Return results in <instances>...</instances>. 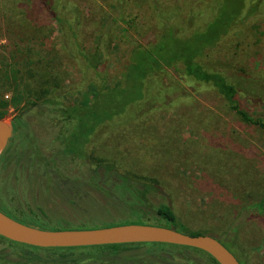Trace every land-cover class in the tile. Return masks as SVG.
Instances as JSON below:
<instances>
[{"label": "rangeland", "instance_id": "rangeland-1", "mask_svg": "<svg viewBox=\"0 0 264 264\" xmlns=\"http://www.w3.org/2000/svg\"><path fill=\"white\" fill-rule=\"evenodd\" d=\"M192 1L159 0V3L167 10L179 5L183 9L181 16L187 17ZM211 1L195 0V8H202V13L209 15L211 9L205 6ZM36 4L39 11L33 16L32 8ZM28 5L29 18L38 26L37 34L24 27L17 36L9 27V20L0 17V54L6 57L11 72L14 71L12 75L17 78L23 95L17 107L10 104L4 120L9 124L20 120L27 126L20 136L21 142L32 146L39 143L50 153L51 146H61L55 141L56 135L71 127L65 126V119L52 106L42 104V99L56 98L63 104L91 103L98 91L122 86L130 50L138 43L155 42L159 29L145 0H38V3L30 0ZM69 5L82 13L81 25L79 29L76 27L78 32L74 35L70 31L68 35L79 46L82 55L77 54V58L84 60L81 63L71 57L66 49V36L60 32L59 20ZM100 41L104 61L95 68L96 59L90 55L97 51ZM15 43L19 45L15 47ZM199 61L205 66L229 69L230 76L243 69L264 78V17L251 22L248 29L237 30L214 49H208ZM29 62L33 66L28 67ZM30 69L38 72L34 85L28 77ZM158 74L164 85L180 82L179 91L188 92V96L154 114L156 120L141 119L139 123L124 122L120 129H99L86 145L89 157L75 161L71 157L63 162V167L69 176L82 181L100 178L101 174L108 179L106 168L98 175L91 174L90 168L97 167L99 161L115 160L135 180L159 189L186 231L208 232L217 238L227 232L235 237L233 232L229 233V227L240 217L245 204L264 201V129L241 122L214 88L192 89L186 82L182 63L175 62ZM241 82L247 91L239 96L243 108L264 120V93L257 86ZM3 94L11 101L14 89ZM172 95L167 93V99ZM130 139L135 141L132 146L126 142ZM15 168L1 164L0 183L2 186L7 182L9 207L21 215L38 208L41 200L38 182H30L25 168ZM64 192L61 185L54 188L56 194ZM61 205L59 200L52 202V207L68 210ZM262 214L251 217L240 232L241 237L245 236V245L236 251L243 254L247 264H264ZM77 215L75 221H83L85 216ZM134 223L164 226L149 219ZM21 249L34 252L35 256H24ZM2 251L0 264H38L35 247L0 241ZM171 252L176 254V261L191 259L196 264H212L204 254L191 250Z\"/></svg>", "mask_w": 264, "mask_h": 264}, {"label": "trees", "instance_id": "trees-1", "mask_svg": "<svg viewBox=\"0 0 264 264\" xmlns=\"http://www.w3.org/2000/svg\"><path fill=\"white\" fill-rule=\"evenodd\" d=\"M145 1L153 10L159 34L155 42L147 45L138 43L130 50L123 85L111 90L98 91L91 103L63 104L56 98L42 99V104L52 106L53 111L61 114V117L65 119V126L71 127L65 128L66 132L56 135L55 141L61 143V146H55L48 154L39 153L38 148L33 150L30 146L23 151L12 148L6 151L0 162L8 165V162L15 158L17 163L22 160L30 177L38 182V190L41 191H38L39 196L42 195L43 200L40 199L38 208L16 215L5 204L0 193L2 213L22 223L48 230L91 229L149 219L160 221L165 227L191 235H210L208 232L186 231L179 223L172 205L166 203L161 192L159 194V189L151 184L135 180L124 172L115 160L99 161L97 167L90 168L93 175L102 173V169L106 168L108 179L101 174L103 178L92 177L91 181L86 182L68 179L69 171L66 172L67 168L63 167V162L70 160L71 157H74L73 161L76 158L89 157L86 145L91 143L99 129H120L124 122L139 123L141 119L156 120L153 117L154 114L168 109L187 97L188 92L184 94L179 91L180 82L171 81L170 85H164L161 74H158L165 72L175 62L182 63L187 75L186 82L192 89L199 90L203 86L214 88L241 122L264 129V120L244 109L239 98L247 92L241 85V81L257 86L264 93V78L243 69L236 70L230 76L227 74L229 69L221 66H205L199 61L208 49H214L237 30L248 29L251 22L264 17V0H212L205 6V9H211L212 13L209 15L202 13V8H195V0H193L189 5L190 11L187 17L181 16L183 9L179 5L167 10V7L160 4L159 0ZM29 2L30 0H0V17L9 20L8 25L17 36L24 27L32 29L34 34L38 32L37 23L28 15ZM32 10L33 16L38 15V4L33 6ZM64 11L65 14L59 21H61L60 32L66 36V49L69 50L71 57L79 59L80 63L84 62L81 58H77V54L80 57L82 55L78 49L79 46L73 38L70 39L68 36L70 31L75 32L74 35L78 32L76 27L78 26L79 29L81 25L82 13L72 5ZM196 11L201 14L199 15ZM18 45L19 43H15V47ZM103 49L100 41L97 51L90 55L96 59L95 68L104 61L101 54ZM84 56L86 61L87 55ZM36 62L38 63V60ZM33 64L29 62L27 66L30 67ZM29 71L28 77L32 79L34 85V80L38 81V72H32L31 69ZM12 72L6 57L0 54V119L5 118L11 103L17 107L23 97L19 82ZM16 87L18 88L15 91ZM13 89L12 100L5 99L3 93ZM167 89L170 91L168 92ZM167 93L174 95L170 97L171 99H167ZM12 125L18 135L21 136L26 132L27 126L20 120H14ZM126 142L131 146L135 143L133 139ZM57 185L64 188V194L54 193ZM50 196L60 200L69 208V211L48 206ZM90 207H94V210L89 209ZM263 212V200L254 205L250 202L245 204L240 217L229 227V233L233 232L235 237H231L226 232L218 239L226 247L234 250L244 247L245 236H240L241 230L248 224L251 217L263 215ZM77 213L85 216L83 221H75ZM0 241L19 244L2 237ZM35 249H38L36 252L38 264H196L191 259L176 261V254L171 250H191L199 255L204 254L212 264H218L211 256L200 250L159 243L81 248L35 247ZM19 251L27 257L35 256L34 252H26L22 249ZM3 255L4 252H0V256Z\"/></svg>", "mask_w": 264, "mask_h": 264}, {"label": "water", "instance_id": "water-1", "mask_svg": "<svg viewBox=\"0 0 264 264\" xmlns=\"http://www.w3.org/2000/svg\"><path fill=\"white\" fill-rule=\"evenodd\" d=\"M13 135V125L0 119V157ZM0 237L38 248H81L106 245L159 243L197 249L218 264H240L217 237L191 235L174 228L146 224H122L91 229L48 230L22 223L0 211Z\"/></svg>", "mask_w": 264, "mask_h": 264}, {"label": "flooded vegetation", "instance_id": "flooded-vegetation-1", "mask_svg": "<svg viewBox=\"0 0 264 264\" xmlns=\"http://www.w3.org/2000/svg\"><path fill=\"white\" fill-rule=\"evenodd\" d=\"M22 137V136H21ZM20 137V134L18 135L17 133H16V131H15V129H14V126H13V135H12V137L10 138V141L8 142V144H7V147H6V149H5V151L3 152V154H2V156L0 157V161H1V159L3 158V156H4V154L6 153V151L8 150V149H10V148H12V149H16L17 151L18 150H21V151H23V150H25L27 147H31V149H35V148H38V152L39 153H41V152H44V153H47L48 154V152H45L44 151V149H42V147L39 145V143L38 144H36V142H35V145L34 146H32L31 144L32 143H29V144H24V143H22L21 141V139H23V138H21ZM34 142V141H33ZM54 147L55 146H51L50 148H53L54 149ZM52 149V150H53ZM51 152V151H50ZM1 164H3L2 162H0V166H1ZM3 165H5V164H3ZM8 165H13V167L15 168V170H17V169H19V168H21L22 170L24 169V165H23V161L21 160V162L20 163H17V161H16V158L15 159H13L11 162H8ZM8 165H6V166H8ZM66 172H68V170L66 169ZM29 178H30V182H35L36 180H35V178H31L30 177V175H29ZM68 179H74L75 181H79V180H82V179H80V178H73V177H71V176H69L68 175ZM87 180L85 179V182H86ZM37 182V181H36ZM5 184H7V182L5 181L3 184H2V186H1V183H0V193L2 194V197H3V200H4V202H5V204L9 207V206H11L10 204H9V201H8V194H7V191H6V185ZM39 189V188H38ZM38 191H40V190H38ZM41 192V191H40ZM0 197H1V195H0ZM38 197H39V199H41V200H43L42 199V195H40L39 196V192H38ZM46 197V196H45ZM53 200H58L56 197H52V196H50L49 197V201H48V206H50V207H52V202H53ZM60 201V200H59ZM60 204H62L61 206H59V207H64V208H66V209H68L67 211H69V208L68 207H66L61 201H60ZM10 208V207H9ZM229 248V247H228ZM231 251H232V253L237 257V259H238V261L240 262V264H247L246 263V259L243 257V254H241L240 252H238V251H236V250H234V249H231V248H229Z\"/></svg>", "mask_w": 264, "mask_h": 264}]
</instances>
